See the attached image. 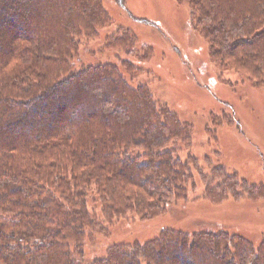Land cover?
<instances>
[{"label":"trees","instance_id":"16d2710c","mask_svg":"<svg viewBox=\"0 0 264 264\" xmlns=\"http://www.w3.org/2000/svg\"><path fill=\"white\" fill-rule=\"evenodd\" d=\"M182 1L210 59L264 84V0ZM109 22L99 0H0L2 30L34 32L0 36V264H82L86 240L186 196L192 161L168 147L190 127L115 65L75 63ZM120 31L110 45L133 42ZM91 264H264V236L162 228Z\"/></svg>","mask_w":264,"mask_h":264},{"label":"rangeland","instance_id":"374dc122","mask_svg":"<svg viewBox=\"0 0 264 264\" xmlns=\"http://www.w3.org/2000/svg\"><path fill=\"white\" fill-rule=\"evenodd\" d=\"M99 1L110 22L98 28L96 38H82L74 62L115 65L131 87L145 86L186 123L188 142L168 149L175 147L181 162L192 161L191 179L183 184L185 198L169 203L160 218L120 223L109 236L86 240L82 264L104 258L112 245L144 243L162 228L226 233L257 245L264 236V84L251 86L233 68L210 59L208 43L182 0ZM2 29L1 37L34 34ZM120 30L134 36L126 47L108 40L120 37ZM97 206L90 198L89 209Z\"/></svg>","mask_w":264,"mask_h":264}]
</instances>
